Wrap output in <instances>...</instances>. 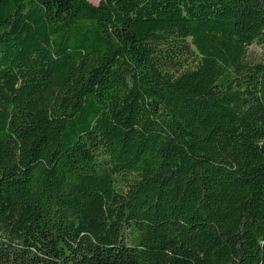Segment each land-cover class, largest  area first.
<instances>
[{
	"label": "trees",
	"instance_id": "obj_1",
	"mask_svg": "<svg viewBox=\"0 0 264 264\" xmlns=\"http://www.w3.org/2000/svg\"><path fill=\"white\" fill-rule=\"evenodd\" d=\"M0 264H264V0H0Z\"/></svg>",
	"mask_w": 264,
	"mask_h": 264
},
{
	"label": "rangeland",
	"instance_id": "obj_2",
	"mask_svg": "<svg viewBox=\"0 0 264 264\" xmlns=\"http://www.w3.org/2000/svg\"><path fill=\"white\" fill-rule=\"evenodd\" d=\"M87 1L90 3L93 2L92 4H95V2H98L99 0H87ZM249 52L255 56H259V55L263 54V50L261 48L257 47L256 45H252L249 49Z\"/></svg>",
	"mask_w": 264,
	"mask_h": 264
},
{
	"label": "crops",
	"instance_id": "obj_3",
	"mask_svg": "<svg viewBox=\"0 0 264 264\" xmlns=\"http://www.w3.org/2000/svg\"><path fill=\"white\" fill-rule=\"evenodd\" d=\"M99 1H100V0H99ZM99 1H98V2H99ZM98 2H95V4H97ZM92 3H93V2H92Z\"/></svg>",
	"mask_w": 264,
	"mask_h": 264
}]
</instances>
